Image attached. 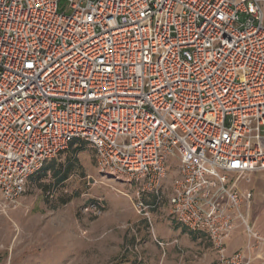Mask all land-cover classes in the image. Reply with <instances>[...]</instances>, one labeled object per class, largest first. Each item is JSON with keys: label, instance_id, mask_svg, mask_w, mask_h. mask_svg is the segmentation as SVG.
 <instances>
[{"label": "built area", "instance_id": "built-area-1", "mask_svg": "<svg viewBox=\"0 0 264 264\" xmlns=\"http://www.w3.org/2000/svg\"><path fill=\"white\" fill-rule=\"evenodd\" d=\"M75 139L146 217L166 195L216 264H256L241 183L264 172V0H0V207Z\"/></svg>", "mask_w": 264, "mask_h": 264}, {"label": "rangeland", "instance_id": "rangeland-1", "mask_svg": "<svg viewBox=\"0 0 264 264\" xmlns=\"http://www.w3.org/2000/svg\"><path fill=\"white\" fill-rule=\"evenodd\" d=\"M71 152L46 167L66 166ZM77 159L60 187L40 173L16 204L0 207V264H216L207 236L194 241L172 221L166 195L146 217L137 187L99 173L93 147ZM176 178L172 168L166 190Z\"/></svg>", "mask_w": 264, "mask_h": 264}, {"label": "crops", "instance_id": "crops-1", "mask_svg": "<svg viewBox=\"0 0 264 264\" xmlns=\"http://www.w3.org/2000/svg\"><path fill=\"white\" fill-rule=\"evenodd\" d=\"M242 190H250L253 193V199L251 204V209L249 212V219L250 222L254 225L255 229L264 236V172H257L252 176L251 183H241ZM144 204L150 205L153 204V196L146 195L142 198ZM152 213L154 210L151 211ZM151 213V215H153ZM169 216L171 217L172 221L176 223L180 229H184L185 236L192 239L191 232H189L186 228L179 225L171 216L170 208L168 211ZM201 236H206L204 234L195 233ZM200 237L198 236V239ZM193 240V239H192ZM176 241V240H174ZM247 236L243 228H238L233 235L228 239L227 246L229 253H233L235 251L241 250L246 247L247 245ZM166 241H163V243ZM260 257L257 260L256 264H264V251L258 254Z\"/></svg>", "mask_w": 264, "mask_h": 264}, {"label": "trees", "instance_id": "trees-1", "mask_svg": "<svg viewBox=\"0 0 264 264\" xmlns=\"http://www.w3.org/2000/svg\"><path fill=\"white\" fill-rule=\"evenodd\" d=\"M85 145H89L87 142L81 140V139H75L71 145L69 150H71L72 152L70 153L72 155V159L68 160V164L66 166L64 165H58L56 162H53L52 164H50V167H46L45 163L44 166L42 167V169L35 174L30 181H34L35 178L40 174V178L44 179V178H49L51 177V179L54 181V183L52 185H50V187L52 186L53 188H58L61 185H63L71 176L72 171L74 170V166L76 165L77 162V155L84 150ZM76 148L74 150H72L73 148ZM67 152V151H66ZM153 204L150 205H155L157 203V199L155 197H153ZM192 239L198 240V236L197 234L193 233L191 234Z\"/></svg>", "mask_w": 264, "mask_h": 264}]
</instances>
